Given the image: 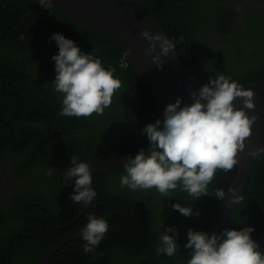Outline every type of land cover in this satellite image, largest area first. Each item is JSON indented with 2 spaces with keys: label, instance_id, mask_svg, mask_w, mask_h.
<instances>
[{
  "label": "trees",
  "instance_id": "obj_1",
  "mask_svg": "<svg viewBox=\"0 0 264 264\" xmlns=\"http://www.w3.org/2000/svg\"><path fill=\"white\" fill-rule=\"evenodd\" d=\"M138 1L175 42L186 63L185 32L192 75L198 84L220 74L241 84L264 79V6L247 13L249 31H240L244 34L239 38L251 42L247 53L241 45L233 46L236 35L228 37L238 11L219 6L216 22L210 17L217 0H189L178 7L173 4L185 0H160L161 11L155 0ZM200 7L210 9L211 14ZM213 26L222 37V48L211 45L217 43ZM53 33L74 40L81 51L100 58L105 68L116 69L122 86L103 114L87 118L58 115L62 96L50 84L56 75L52 56L58 53L49 38ZM159 107L160 101L116 42L35 0H0V171L5 168L25 182L0 198V264H38L58 238L84 226L87 214L61 185L71 158L104 161L147 149L142 129L159 119ZM250 159L248 185L222 230L253 226L251 235L256 240L264 226V152ZM48 168L53 170L51 177L45 175ZM238 169L239 162L228 173L217 170L208 195L196 201L180 190L163 197L154 188L122 189L119 180L124 169L93 173L92 186L97 192L93 202H98L108 232L95 253H84L85 241L78 237L64 243L46 264H186L190 259V249L184 247L188 230L210 234V217L219 202L215 191H226ZM174 203L191 206L193 215L185 217L173 210ZM168 227L179 230V252L174 257L156 253L160 231Z\"/></svg>",
  "mask_w": 264,
  "mask_h": 264
},
{
  "label": "clouds",
  "instance_id": "obj_2",
  "mask_svg": "<svg viewBox=\"0 0 264 264\" xmlns=\"http://www.w3.org/2000/svg\"><path fill=\"white\" fill-rule=\"evenodd\" d=\"M47 8L50 0H39ZM141 36L149 41L146 54L156 52L153 62L162 67L161 57L175 49V42L165 35H153L142 30ZM58 53L55 61V79L52 89L62 96L61 117H90L103 114L112 104V98L121 88V80L115 76L114 67L105 68L100 58L91 52L81 51L79 45L62 33H53ZM191 104H183V97L166 105L163 119L145 125L142 129L148 140V148H140L134 157L123 162L125 174L120 177V188L129 191L155 189L168 197L174 190L186 192L194 201L208 195V186L217 170L228 173L238 164V153L245 149V140L252 132L257 116H249L245 109H254V91L246 89L239 81L225 74L210 78L208 83L190 92ZM242 99V108H236L234 100ZM183 104V106H182ZM256 153H250L255 155ZM70 167L64 170V180L75 178L71 200L85 207L93 205L97 192L87 162L71 158ZM52 169L45 175L51 177ZM229 200L236 203L240 196L235 189ZM223 189L215 191V198L223 200ZM185 217L193 215L191 206L179 203L171 205ZM162 228V226H161ZM109 230L108 222L95 214L87 215V223L80 229L84 253H95ZM253 226L242 229H224L219 234L189 229L187 242L190 259L186 264H264V252L252 238ZM179 230L168 227L158 236L157 255L174 257L179 252L177 238Z\"/></svg>",
  "mask_w": 264,
  "mask_h": 264
},
{
  "label": "water",
  "instance_id": "obj_3",
  "mask_svg": "<svg viewBox=\"0 0 264 264\" xmlns=\"http://www.w3.org/2000/svg\"><path fill=\"white\" fill-rule=\"evenodd\" d=\"M39 2V0H35ZM185 0L175 6L187 3ZM48 7L68 16L76 23L92 29L108 39L120 45L131 63L136 68L140 77L147 83L151 91L160 101L158 108L159 119H163V111L167 104L174 103L177 97H183V104H191L190 92L199 89L202 85L198 84L192 75V65L187 54V40H185V59L181 58L176 47L170 50L168 56L161 57L162 67H157L153 62L152 56L159 54L160 49L157 45L156 52L152 55L146 54L149 48V41L141 36L142 30H148L153 35L159 33L171 40L161 24L146 10L138 0H50ZM185 38L186 34L184 32ZM246 89L254 91V109H245L249 116L256 115L257 119L252 125V132L245 140V149L238 153L237 159L239 169L232 183L225 191L226 196L216 204L209 224L210 234H219L227 221L229 215L236 207L234 200H229L233 196L232 189L236 195H243L249 181L251 173V157L264 152V79L251 83L242 84ZM182 104V106H183ZM236 108H242V99L234 100ZM147 150V149H146ZM256 153L250 155V153ZM136 154V153H135ZM104 161H89L91 173H108L123 170V162L129 156ZM74 177L62 180V188L71 200L74 191ZM72 201V200H71ZM83 214H95L101 217L98 211V202L85 207L82 203L72 201ZM78 227L65 233L58 238L49 249L40 257L38 264H46L52 255L66 242L71 239L81 237L82 228ZM259 250L264 247V226L260 236L256 239Z\"/></svg>",
  "mask_w": 264,
  "mask_h": 264
},
{
  "label": "flooded vegetation",
  "instance_id": "obj_4",
  "mask_svg": "<svg viewBox=\"0 0 264 264\" xmlns=\"http://www.w3.org/2000/svg\"><path fill=\"white\" fill-rule=\"evenodd\" d=\"M159 1L160 0H155V3L158 7V10H160ZM202 5H204V3L201 4L200 6H202ZM219 6H224V7H227L228 9H233V10H236L239 12V16L237 18H235L232 22V28H233L232 33L229 34L228 37L231 38L232 35H236V37L231 40V42H233V46L237 47V44L241 45V47L244 49V51L249 53L251 42L249 41V39L247 37L239 38L241 34H244V33H240V31H243L245 33H247L249 31L246 28V24H247V18L251 19V17L248 16L247 13L251 12L253 10H256V8L259 6H264V0H217L216 6L214 5L211 8L212 14H211V10L208 8H205V10H204V9H201V7H200V10H202L203 13L211 14L210 17H215L216 15L218 16L217 7H219ZM176 7H178V6L176 5ZM252 16L254 17V13ZM216 20H217V17H215V19H213V22H216ZM212 30L214 31V34L217 38V40H216L217 43L212 42L211 45L213 46L214 49L222 48L223 42H222L221 35L218 34L216 27L213 26ZM184 39L186 40L185 35H184ZM227 45H229V44H227ZM215 51L216 50H214L213 52L215 53ZM185 52H186V48H185ZM0 178L2 181V187H0V195H1L0 198H2V196L4 195V193L7 190H10L14 187L20 188L22 186H25L24 181H22L21 179H19L16 176H14L13 174L10 175L5 168L1 169ZM69 225H71V224H67L65 226H69Z\"/></svg>",
  "mask_w": 264,
  "mask_h": 264
}]
</instances>
